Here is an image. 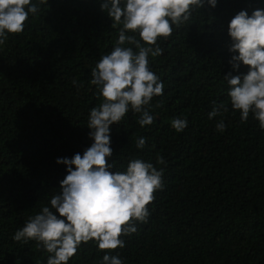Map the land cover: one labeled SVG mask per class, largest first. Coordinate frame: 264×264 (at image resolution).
Masks as SVG:
<instances>
[{"label": "trees", "instance_id": "1", "mask_svg": "<svg viewBox=\"0 0 264 264\" xmlns=\"http://www.w3.org/2000/svg\"><path fill=\"white\" fill-rule=\"evenodd\" d=\"M258 8L264 0H218L158 39L163 53L149 66L164 89L149 106L154 122L142 128L129 111L111 125L108 162L117 171L134 158L153 163L163 190L147 205L146 222L120 237L123 249L89 241L70 264H101L106 251L124 264H264V129L232 110L223 78L232 71L228 24ZM118 31L97 0H49L0 45V264H47L39 242L13 235L59 191L66 169L57 158L91 146L88 116L101 103L91 70ZM222 103L228 110L210 120ZM174 118L188 121L183 132L172 128Z\"/></svg>", "mask_w": 264, "mask_h": 264}, {"label": "clouds", "instance_id": "2", "mask_svg": "<svg viewBox=\"0 0 264 264\" xmlns=\"http://www.w3.org/2000/svg\"><path fill=\"white\" fill-rule=\"evenodd\" d=\"M100 10L119 26L112 50L91 70V85L96 86L101 103L90 109L87 128L91 146L71 158H57L66 175L49 206L28 218L15 231L17 242L35 240L49 255L47 264H70L82 243L94 241L99 250L123 249L120 237L137 231L136 222H146L154 192L163 190V170L140 158L130 159L123 171L114 170L110 126L118 124L129 111L139 114L140 127L152 125L149 106L163 95L164 84L149 66V57L162 55L158 39L169 37L174 27L190 20L193 12L205 6L215 9L218 0H97ZM49 0H0V45L9 34L21 33L30 15H36ZM232 71L224 75L227 95L241 121L249 115L264 129V8L238 12L228 24ZM243 75H233L241 66ZM228 109L219 104L209 119ZM186 119L174 118L172 128L180 133ZM223 132V119L216 122ZM145 137L136 140L143 149ZM163 164V158H158ZM101 264H124L120 254L106 251Z\"/></svg>", "mask_w": 264, "mask_h": 264}]
</instances>
